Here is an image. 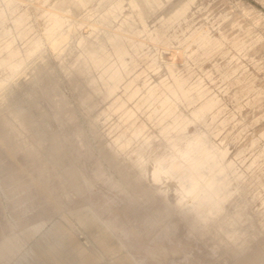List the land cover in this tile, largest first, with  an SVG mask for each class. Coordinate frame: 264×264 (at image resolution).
Returning <instances> with one entry per match:
<instances>
[{
  "label": "bare ground",
  "instance_id": "1",
  "mask_svg": "<svg viewBox=\"0 0 264 264\" xmlns=\"http://www.w3.org/2000/svg\"><path fill=\"white\" fill-rule=\"evenodd\" d=\"M11 1L0 4V38L10 34L5 20ZM124 9L114 2L95 20L92 47L87 38L72 46L76 26L52 18L44 44L33 46L25 55L27 64L0 85V114L7 111L0 117V264H82L60 246L77 232L71 226L59 235L43 234L32 250L19 255L18 233L35 234L59 213L64 222L68 216L97 221L138 264H260L258 248H246L254 237L247 233L252 221L244 205L227 206L241 188L210 143L200 116L208 106L191 120H174L158 137L138 138L133 158L110 172L76 127V117L64 110V98L54 86H43L44 78L56 74L53 64L41 66L49 50L60 59L59 75L83 104L103 90L112 94L131 61L123 24L116 25ZM185 11L164 25L169 28ZM196 38L199 46L209 42L202 34ZM10 43L0 48L5 53L0 69H9L16 57ZM171 96L187 101L180 86ZM27 120L34 124L27 127ZM189 124L195 125L193 132ZM107 153L102 151L104 157Z\"/></svg>",
  "mask_w": 264,
  "mask_h": 264
},
{
  "label": "rangeland",
  "instance_id": "2",
  "mask_svg": "<svg viewBox=\"0 0 264 264\" xmlns=\"http://www.w3.org/2000/svg\"><path fill=\"white\" fill-rule=\"evenodd\" d=\"M114 2L125 7L116 25L123 24L131 49L117 89L112 94L103 90L83 104L80 93L59 75L60 59L49 50L41 66L53 64L56 74L44 78L43 86H54L64 98V110L76 117V127L110 172L133 158L138 138L158 137L174 120H191L208 106L200 116L210 143L223 154L241 188L227 206L244 205L252 221L247 233L254 237L246 248H258L257 258L264 264V0H12L5 20L10 34L0 38V48L11 42L16 57L9 69H0V85L27 64L25 55L33 46L44 44L52 18L76 26L72 46L87 38L92 47L91 26ZM183 8L185 13L167 28L165 22ZM200 34L208 37L205 46L196 43ZM179 86L187 101L172 98ZM6 116L7 111L1 112L0 117ZM33 124L27 120L25 125ZM194 129L188 125V132ZM69 226L77 232H70L60 246L67 248L70 259L80 257L82 264H138L97 221L68 216L64 222L62 213L35 234L18 233L19 255L32 250L43 234L59 235Z\"/></svg>",
  "mask_w": 264,
  "mask_h": 264
}]
</instances>
